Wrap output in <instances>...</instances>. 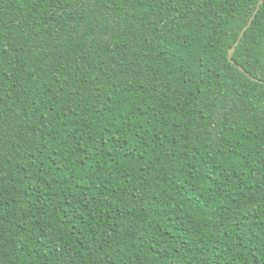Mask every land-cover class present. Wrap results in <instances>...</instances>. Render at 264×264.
<instances>
[{"label": "trees", "instance_id": "trees-1", "mask_svg": "<svg viewBox=\"0 0 264 264\" xmlns=\"http://www.w3.org/2000/svg\"><path fill=\"white\" fill-rule=\"evenodd\" d=\"M259 1L0 0V264H264Z\"/></svg>", "mask_w": 264, "mask_h": 264}, {"label": "water", "instance_id": "water-1", "mask_svg": "<svg viewBox=\"0 0 264 264\" xmlns=\"http://www.w3.org/2000/svg\"><path fill=\"white\" fill-rule=\"evenodd\" d=\"M263 2H264V0H260V1H259L258 5H257V8L255 9V11H254V13H253L251 19L249 20L248 24L243 28L242 32L240 33L239 38H238V40H237V42H236V45L233 46V47L229 50V59H230L231 62L235 63V60H234V58H233V55H234V52H235L236 46H237V44L240 42V40H241V38H242L244 32H245V31L248 29V27L252 24V21H253V19L255 18L256 14H257V12L259 11V9H260V7H261V5H262ZM239 68H240L244 73H246L247 75L251 76V75H250V74H249V73H248V72H247L242 66H239Z\"/></svg>", "mask_w": 264, "mask_h": 264}]
</instances>
